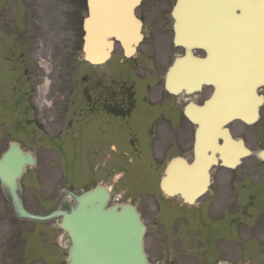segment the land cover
<instances>
[{
	"label": "flooded vegetation",
	"instance_id": "af4514ba",
	"mask_svg": "<svg viewBox=\"0 0 264 264\" xmlns=\"http://www.w3.org/2000/svg\"><path fill=\"white\" fill-rule=\"evenodd\" d=\"M176 2L143 0L138 7L137 15L144 26L143 43L148 37L145 33L148 25L151 32L161 33L165 38L164 43L148 44L150 40L142 43L134 55V63L128 60L129 68L134 70V81L126 85L129 89L123 90L122 85V90L108 91L107 97L100 93L93 98V104L83 101L78 106H75L76 97L69 95L66 110L58 111L53 119L54 126L40 125L37 129L40 140L65 146L57 151L60 160L62 155L64 157L63 170L67 174H72L74 146H84V152L79 154L85 164L80 174L98 183L112 182V197L117 202L136 205L147 225L146 241L150 236L154 241L165 239L154 234V226L163 224L171 231L174 223H181V246L195 243L201 248L200 254L173 255L167 249L171 252H166L165 263L202 264L204 254L218 251L227 258L222 260L229 262L228 257L234 251L231 242L236 237L246 236L249 250L263 239L252 232L264 226V160L260 157L264 155V85L257 89L261 104L258 120L254 123L231 121L226 129L215 130L225 136L212 138L207 143L198 142L205 144L207 158L211 161L205 175L189 173L186 168L200 161L195 150L198 125L187 119L184 108L189 101L202 104L214 87L202 86L189 96L185 92L167 90L168 83L175 87L180 81L173 76L168 82L167 73L176 57L184 54V48L175 42L173 7ZM231 136L243 139L252 151L236 168L224 162L231 163L234 151ZM183 163L188 166L184 168ZM146 173L150 175L147 183ZM162 176L165 187L175 192H190L191 186L186 182L194 178L202 194L193 202L181 196H169L160 189ZM45 188L36 187V198L44 206L37 212L46 214L58 205L64 208L65 205L55 199L54 189L49 188L45 194ZM64 189H68V182ZM25 202L32 210L26 197ZM219 218L224 231L221 236L217 231ZM246 218L254 220L248 223ZM28 221L0 215V264H55L58 237L62 233L58 219L30 221L31 225ZM190 223L195 225V232L189 228ZM249 230L252 232L246 233ZM146 250L151 259L147 244Z\"/></svg>",
	"mask_w": 264,
	"mask_h": 264
},
{
	"label": "water",
	"instance_id": "95a60500",
	"mask_svg": "<svg viewBox=\"0 0 264 264\" xmlns=\"http://www.w3.org/2000/svg\"><path fill=\"white\" fill-rule=\"evenodd\" d=\"M140 2L88 0L83 45L88 61H107L116 42L126 56L134 54L143 39L142 23L135 14ZM175 17L181 37L178 43L185 54L176 61L173 75L188 93L205 84L216 87L202 106L186 107L188 118L203 127V137H210L215 126L233 119L251 122L258 102L250 98L256 99V89L264 83V0H181ZM195 49L205 55H196ZM34 164L32 153L12 143L0 158L2 187L19 217L45 220L56 213L62 216L60 227L72 241L66 264H150L140 213L131 204L109 207L110 193L103 185L81 194L70 192L74 202L69 209L50 215L28 211L19 179L26 166Z\"/></svg>",
	"mask_w": 264,
	"mask_h": 264
},
{
	"label": "rangeland",
	"instance_id": "374dc122",
	"mask_svg": "<svg viewBox=\"0 0 264 264\" xmlns=\"http://www.w3.org/2000/svg\"><path fill=\"white\" fill-rule=\"evenodd\" d=\"M86 16V0H0V155L10 141H19L38 158L36 167L29 170L23 182L24 198L30 202L29 206L35 212L44 209L36 198V187L39 185L46 186L45 194L49 188H53L55 199L67 206L69 204L67 196L59 195L56 192L57 188L68 182L69 187L80 190L87 189L95 183L94 179L81 175L85 164L83 158H79L84 152V146L80 144L74 146L76 155L72 174H64V179L62 176V170L65 169L64 157L62 155L60 160L57 150L64 149L65 146L56 141L40 140L37 126L49 128L54 126L53 119L56 118L58 111L66 110L65 101L71 89L76 96L75 106H78L82 105L83 101L84 104L86 101L87 104L88 102L93 104V98L96 99L100 93L107 97L110 94L108 91L122 90V85L123 90H127L129 88L126 85L134 81V70L129 71L128 62L122 61L124 56L119 45L116 46L112 61L107 66L95 67L85 62L82 45L83 20ZM145 33L148 37L143 44H147L149 40L148 44L154 41L164 43L165 36L151 32L149 25ZM151 35L152 38L149 39ZM40 48L43 49L49 69L43 67L39 59L35 58ZM131 62L134 63V58ZM46 78H49L50 85L42 96L40 86ZM114 81L119 82L116 84ZM148 179L150 175L146 173L144 175L146 183ZM106 184L111 185L112 182ZM10 211L0 188V215L10 218L7 216ZM167 214L165 213V216L169 218L170 215ZM220 220L221 218L218 221ZM246 220L250 223L254 218ZM180 227L181 223L178 222L173 224L171 231L163 224L153 227L154 234L165 238L162 241H154L150 236L147 240V248L153 263L165 261L166 252L170 250L173 255L181 253ZM190 227L195 232V225L190 223ZM261 229L264 230V226L253 232L246 231L263 236L262 241L259 240L256 244L260 256L256 253L249 256L250 251L244 246L248 242L245 240L246 236H240L238 239L242 242L235 241L233 254L228 257L230 264H264V231L261 233ZM217 231L220 236L224 232L221 226ZM68 244L64 237L60 242L62 247H57L59 251L56 253L55 264H64ZM243 246L246 253L238 252ZM185 252L190 254L189 250ZM220 255L221 252L218 251L205 254L203 258L209 264L220 258Z\"/></svg>",
	"mask_w": 264,
	"mask_h": 264
},
{
	"label": "bare ground",
	"instance_id": "6f19581e",
	"mask_svg": "<svg viewBox=\"0 0 264 264\" xmlns=\"http://www.w3.org/2000/svg\"><path fill=\"white\" fill-rule=\"evenodd\" d=\"M106 39H108V40H112L110 37H107ZM141 42V41H140ZM114 49V48H113ZM113 51V50H112ZM35 58H37V59H39V61L41 62V64L43 65V67H45L46 69H49V64H48V62H47V60L45 59V57H44V55H43V49H38V51H37V53H36V55H35ZM47 72H49V71H47ZM174 72H175V69L170 73V75H169V77L171 78L172 77V75L174 74ZM49 85H50V80H49V78H46L45 79V81H44V83L40 86V90H41V95L42 96H44V94H45V90L49 87ZM170 85L172 86V84L170 83ZM181 89V91H183V92H185L186 94L188 93V92H186V90L184 89V87H181L180 88ZM193 92V91H192ZM191 107V106H190ZM190 108H188V110H189ZM191 110H193V107H192V109ZM250 111H251V109H249V111H248V113H250ZM242 144V143H241ZM248 150L246 149V152H247ZM245 153V152H244ZM244 153H242L241 151H240V147H238V150H237V152H235V154L233 155L235 158H236V156H238V158L240 157V159L242 158V156L244 155ZM231 163H234V161L233 160H231Z\"/></svg>",
	"mask_w": 264,
	"mask_h": 264
}]
</instances>
